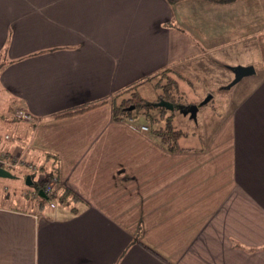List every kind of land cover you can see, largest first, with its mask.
Masks as SVG:
<instances>
[{
	"label": "crops",
	"instance_id": "obj_1",
	"mask_svg": "<svg viewBox=\"0 0 264 264\" xmlns=\"http://www.w3.org/2000/svg\"><path fill=\"white\" fill-rule=\"evenodd\" d=\"M257 38L264 0H0V152L54 160L75 196L19 208L1 191L0 264H264V71L244 65L250 90L199 148L112 116L114 94L162 69L231 78Z\"/></svg>",
	"mask_w": 264,
	"mask_h": 264
},
{
	"label": "rangeland",
	"instance_id": "obj_2",
	"mask_svg": "<svg viewBox=\"0 0 264 264\" xmlns=\"http://www.w3.org/2000/svg\"><path fill=\"white\" fill-rule=\"evenodd\" d=\"M256 48H251V52L248 49L243 47L236 49L235 53L230 55V60L226 61L224 65L231 70V78H224L221 73V69L215 70L214 73H218V76H215L213 79L209 80L207 83L205 80L198 81L192 80H179L173 71H171V76L177 80V85L179 91L174 93L173 101L174 109H167L165 107L157 106L156 104L161 99H166L165 96L167 92L164 87H156V83H164V79L160 78V75L154 77L152 80H146L142 82L139 86L140 93L147 101L150 103L147 114L141 112L136 115L137 121L147 122L150 124V117H160V123H162L164 117L160 116L161 110L165 115H171V120L174 128L184 132L180 138L181 146H195L199 148L208 142L211 139L219 126L221 125L220 117L217 115L218 112H224V115L230 113L234 109L235 104L239 102L251 88L250 79L253 74L243 73L241 81L236 80L235 70L238 69L241 73L244 72V65L251 63L254 66L256 73L261 74L264 71V41H261L260 38H257ZM257 83V80L255 81ZM207 84L213 88L211 93H203L202 87ZM213 97L206 103L203 104V101L208 96ZM168 100V99H166ZM196 104L198 105V112L195 117L191 113L185 114L183 112V107ZM2 133V129L0 130ZM8 136V135H6ZM6 150H1L0 154ZM7 152L6 160L13 162L15 160V165L8 168V170L13 174L12 178H0V192H5L9 195V199L6 201L7 206L14 207H23L25 203L30 202L34 204L38 196L37 194L33 195L36 190L33 186H28L25 184L26 175H32L33 181L39 185L42 181L47 178L46 171H49V165H45L42 162L38 164L37 162H32L27 160L23 155ZM24 154V152H22ZM30 165V167H29ZM43 165L44 169H39L38 166ZM29 167V168H28ZM55 172H53L54 174ZM53 181V180H48ZM45 182L44 185L47 183ZM54 182V181H53ZM6 185V186H5ZM58 183H53V187L57 195L58 192ZM4 187V188H3ZM4 189V190H3ZM59 194H58V193ZM14 196V197H13ZM16 198L15 200H12ZM50 200V199H49ZM45 202H48L46 200ZM49 203H46L48 205Z\"/></svg>",
	"mask_w": 264,
	"mask_h": 264
},
{
	"label": "trees",
	"instance_id": "obj_3",
	"mask_svg": "<svg viewBox=\"0 0 264 264\" xmlns=\"http://www.w3.org/2000/svg\"><path fill=\"white\" fill-rule=\"evenodd\" d=\"M184 0H167L170 4H175L178 2H181ZM208 1L216 4H229L232 2H235L237 0H203ZM160 75V78L164 81V83L157 82L156 87H164L165 91L167 92L165 98L168 99L170 102L173 101L174 93H177L179 91L177 80L174 79L171 76V71L169 69H162L161 71L155 73L154 75H151L150 78H154L156 76ZM178 78H182L180 75H176ZM141 82V81H140ZM140 82L131 84L123 88L122 90L118 91L116 94L113 95L112 98V116L115 120H123V119H132L135 118L136 115H132V113L138 114L141 112H145L147 114V110L149 109L150 103L140 94L138 91V85ZM174 104V102H172ZM98 103H92V104H86L83 106H80L76 109H73L71 111L64 112L63 114H74L78 113L84 110H87L91 107L96 106ZM165 110L162 109L160 116L164 117L162 123H160V117H150L147 115V118L150 120L151 128V134L154 139H156L160 144H162L167 150L171 152H178L183 151L185 148L181 147L180 145V138L184 134L181 130H178L174 128L171 120V115H165L163 114ZM2 155L7 157V152H3L0 154V158H2ZM46 160H49V158L46 157ZM55 161H51L49 165V171H46V176L41 184H36V190L34 191L35 194H37L38 199L40 200V206H44L45 203H49V198L47 197H41L38 194V189L42 188L44 186V183L47 182L49 179L53 180L56 184L59 182L56 172V165ZM39 169H44L45 167L43 165L38 166ZM53 172H55L53 174ZM32 177V175H30ZM75 199V196L70 195V192L68 190L63 189V191L60 192L59 195L55 197L56 202L63 203L66 202L68 199ZM48 200V202H45Z\"/></svg>",
	"mask_w": 264,
	"mask_h": 264
},
{
	"label": "water",
	"instance_id": "obj_4",
	"mask_svg": "<svg viewBox=\"0 0 264 264\" xmlns=\"http://www.w3.org/2000/svg\"><path fill=\"white\" fill-rule=\"evenodd\" d=\"M254 69L253 67H249V68H246L244 70V72H239V75H242L243 73H249V72H252ZM211 99V95L208 96L204 101H203V104H206L209 100ZM157 106H160V107H165L167 109H174V104L166 99H161L157 104ZM198 105L196 104H190V105H187V106H184L183 107V112L185 114H188V113H191V115L193 117H195L197 115V112H198ZM13 177V174L8 171L7 169L3 168V167H0V178H12ZM25 184L28 185V186H33L34 188H36V183L32 180V177L30 175H27L25 177ZM38 194L41 196V197H46L45 194L43 193V190L42 188H39L38 189Z\"/></svg>",
	"mask_w": 264,
	"mask_h": 264
},
{
	"label": "built area",
	"instance_id": "obj_5",
	"mask_svg": "<svg viewBox=\"0 0 264 264\" xmlns=\"http://www.w3.org/2000/svg\"><path fill=\"white\" fill-rule=\"evenodd\" d=\"M13 116L18 118V119H22V120H26V121L31 120V116L29 114H27L25 111L21 110L20 108H16L13 110ZM141 129L147 130L148 127L145 125H142ZM15 164H16L15 160L13 162H9L6 160V156H4V155H2V158H0V167H3L7 170H8V168H11V166H14ZM29 167H30V165H29ZM53 183H54L53 181H49L42 187L43 193L45 194V196L47 198L50 199L49 200V206L51 208L55 207V201H56L55 197L57 196L55 189L53 187Z\"/></svg>",
	"mask_w": 264,
	"mask_h": 264
}]
</instances>
